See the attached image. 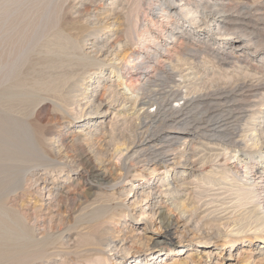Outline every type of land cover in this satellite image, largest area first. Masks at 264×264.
<instances>
[{
  "label": "bare ground",
  "instance_id": "6f19581e",
  "mask_svg": "<svg viewBox=\"0 0 264 264\" xmlns=\"http://www.w3.org/2000/svg\"><path fill=\"white\" fill-rule=\"evenodd\" d=\"M66 1L0 0V264H34L36 258L52 256L54 253L50 249L57 243L64 244L59 242L68 237L61 225L78 228L81 223L84 232L79 230L75 233L76 238L70 245L73 250H60L64 255L61 256L62 261L71 260L72 264H126V256L134 253L131 249L148 246L154 239L151 235H135L130 222H127L129 218H125V223H120L119 217H122L124 207L132 210L142 198L146 201L155 187L150 179L158 173L161 186L174 189L185 184V181L178 183L180 179L176 174L190 171L192 175V170L185 172L183 168L172 174L180 161L190 166L202 162L193 175L202 185H220L222 188L228 183L235 186L237 201L232 200L235 203L234 210L231 209L233 213L231 215V211V217L228 216L221 223L225 230L219 226L216 231L215 237L220 241L216 245L229 248L228 255L240 257L242 264L250 262V249H237V246L256 240L264 243V160L238 149L239 145L236 147L223 143L224 140L217 143L220 150L211 156L192 158V153L188 152L194 148V139L204 141L201 138L209 135L206 134L208 130L212 132L210 135L221 139L235 132L232 130L237 131V123L244 118H259L256 109L251 115L241 117L237 112L239 109L228 105L236 99L234 92L253 86L249 79L235 80L229 87L220 86L217 81L210 83L212 81L207 79L209 74L204 71L206 69L201 70L195 62V59L208 57L210 61L204 60L205 63L210 62L213 67L222 70L226 64L221 60L231 63L229 59L233 53L211 46V39H200L199 32L194 33L184 23L187 18L193 28L208 29L216 35L234 33L243 36L244 43L255 44L260 40H254L245 29L236 30L223 17L217 16L237 5V1L233 0V4L227 6L217 3L218 0H123L117 11L108 12L100 19L97 14H92L95 20H90L93 17L89 16L83 18L84 22L79 19L92 12L85 2L91 3L93 0H82L77 4H68ZM115 3V0L109 2ZM244 8L249 13L252 7ZM72 10L81 16L76 18L79 24L73 28L77 29L74 33L69 32L72 30L69 27L72 24ZM109 16L113 19L112 25L117 23L114 31L117 36L110 41L106 55L112 58L104 68V61L98 56L102 54L105 44L98 46L97 38L100 32L106 34L110 31L111 28L105 26ZM75 35L79 38H74ZM87 35H92L91 52L83 48ZM120 36L125 38L120 40ZM160 36L172 39V42L162 40ZM186 37L198 38V41L193 44ZM148 42L153 47L150 48ZM107 78L113 83L107 85ZM156 82L168 85L158 91L152 88L157 85ZM99 86L103 90L100 96L97 95ZM113 101H118L122 109H130L135 113L137 124L119 145L113 147L108 158L114 160L109 159L106 168L101 158L107 155L105 143H101V138H92L91 133L87 136V132L76 133L70 129L80 121L71 116L78 113L84 116L98 111L102 119L109 109L108 102ZM213 103L214 107L211 108H215V105L221 107H216L218 112L208 113L206 119L198 117V121H194L196 115L202 116L204 111L210 109L205 110L206 106H212ZM47 104L52 113L40 123V113ZM199 106L203 111L201 114L195 112L197 114L194 116L192 109ZM256 119L247 123L251 126L247 130L251 132L245 134V139L239 140L238 144L242 143L245 147L248 137L252 144L257 145L260 139L259 142L264 145V137L261 140L264 131L254 134V127L259 125ZM82 120L85 121L82 125L87 124L93 127L89 130H96L97 123L91 115ZM202 121L206 125L202 126ZM65 127L66 133L62 132ZM75 139L85 141L90 156L83 158V150L79 153L74 151ZM228 141L237 142L232 136H228ZM213 159H216L215 164L219 162L220 165L209 168L207 163ZM91 160L97 162L100 175L106 181L104 186H90L98 191L99 198L94 197L93 200L87 199L88 188L81 189L82 196L79 191L76 193L78 183H74L78 175L85 172L77 171L78 168ZM146 164L150 167H144ZM36 166L41 167L38 174L34 172ZM73 169H76L77 176L70 173ZM158 170L160 172H156ZM127 175L131 178L127 179ZM128 191L133 193L129 196ZM202 191H207V188ZM166 193L172 192L167 190ZM175 194L162 200L165 210L162 206L155 207L157 203H150L142 211L154 220L155 228L163 227V234L177 232V223L192 221V215L198 209L193 205L195 203L190 204L182 195ZM41 211L47 215V223L44 219L37 222ZM78 211L80 213L75 214ZM55 220L56 225H53ZM201 242L209 241L205 239ZM178 243L168 242L152 254L166 248L167 261L186 264V261L178 263L176 259V255L182 252L179 249L184 248ZM190 245L187 243L186 250L191 248ZM115 252L121 253L116 255ZM141 261L147 264L146 257L139 258L138 262ZM167 261H162V264ZM138 262L134 264H140Z\"/></svg>",
  "mask_w": 264,
  "mask_h": 264
},
{
  "label": "rangeland",
  "instance_id": "374dc122",
  "mask_svg": "<svg viewBox=\"0 0 264 264\" xmlns=\"http://www.w3.org/2000/svg\"><path fill=\"white\" fill-rule=\"evenodd\" d=\"M78 1L81 2L82 0H68L66 2L68 4H72V3L77 4ZM110 1L111 0H93L92 1L93 3L92 2L91 3L85 2L86 5L89 6L90 11H92V12L90 15L82 16V19H79V21L84 22L83 18H86L89 16H90L89 18L93 17L90 20H95L94 16H91L92 14H94V15L97 14L98 19H100V17L102 18L103 16H105L104 14H107L108 12L109 13L115 12L118 10L120 3L123 0H115L116 3L114 5L109 4ZM214 1H217V0H214ZM252 1L253 0H235L237 5H235L234 7H232L228 11L219 13L217 16L223 17V20L226 23L229 22L228 24L230 26H232L233 28H235L236 30H237V28H238V30H239V28L245 29V32L248 33L249 36H251L254 40L259 39L261 41V42L258 41L255 44L249 45V44L244 43L245 38L243 36L239 37L234 33L233 34H224V35H218L217 34L216 35V34H212V32L209 31L208 29L193 28L194 26L189 23V20L187 18L184 17L185 18L184 23L188 27H190V29L194 33L199 32V37H201L200 39H202V40L211 39V40H209V42L211 43V46L221 47V48H224L225 51H228V53L229 52L233 53L232 56L229 55V56H231V58L229 59V61H231V63H228L227 60H221L222 63L226 64L225 66L222 67V70L218 69L217 67H213L210 62L205 63L204 60L210 61L208 57H201L202 59L198 58L197 60L195 59V62H196V64H199L200 69L204 70V68H205L206 70H204V71L208 72L209 75L207 76L208 77L207 79H209V81H212L210 83H214V82L216 83V81H217L218 82L217 84L220 83L219 84L220 86L225 85L228 87L230 86V84L235 82V80L240 81L244 78L247 80L249 79V81L253 84V86L247 87V88L245 87L244 89H242V91L237 90L236 92H234L236 99H234L233 102H230L228 105L232 104L233 107L236 108V110L239 109L237 112H239V115L240 114L242 115V116L240 115L241 117H246V115L248 116L249 114L251 115L252 112H256V110L258 111L256 116L259 117L257 119L256 118H250V119L244 118L243 120H245V121H243V120L239 121L237 123V125L239 126L238 130L237 131H236V129L232 130V132L233 131H235V132H233L230 135L225 136L227 138L224 137V138L220 139L219 137H217L215 135L212 136V135H210V133H212V132L208 130V132H206V134H209L208 136H205L203 138L200 137L204 141H198L199 139H197V138L194 139V141H195L194 142V148H192V150L188 151V152L192 153V156H193L192 158H195V157L199 158L201 156L207 157L210 154L219 151L220 149L218 148L217 143L222 142L224 140L223 143L227 142V143L231 144V146H236V147H237V145H239L238 149L244 150V152H247L249 154L252 153L254 157H256V158L258 157L261 160H264V158H263L264 157V148H263L264 145L259 142L260 139L257 140V142H258L257 145L252 144V141H249L248 137L246 138V144L247 145H245V147L243 146L244 144H242V143H240L242 145L238 144L239 140L240 141L243 140L245 134H249L251 132V131L247 130V129H250V127H251L250 124L248 126L247 123L253 122L254 119H256V121L259 124V125H256L254 127V134H259L258 132L261 133V130L264 131V124H263L264 123V103H263L264 102V18H263L264 17V0H256L254 3H251ZM66 2H65V5H68ZM231 2H233V0H218L217 3L223 4V5L227 4V6H231L233 4ZM243 5L244 6H250V8L252 7L249 10V13L247 12V9H245ZM172 7L176 8L177 6L173 5ZM111 8H113L112 11H110ZM70 16L72 18V21H71L72 24H70L69 27H72V30L70 29L69 32L74 33L75 30H77V29H73V28H76L79 24L76 22V18L77 17L81 18V16H78V14L76 12H74L73 10L71 11ZM112 20H113L112 17H110L109 19H107L105 21L106 22L105 26H107L108 28H111L110 31H108L106 34L100 32V35L97 38L98 46H100L101 44H105V46H103L102 50H101L102 54L98 56V59L104 61V64L102 63L104 68L107 67L106 65L109 62H111L110 59L112 58L111 55H106L108 50H109V44L117 36V34L114 33L115 27L117 26L116 25L117 23L115 22V25H112L111 24ZM167 27H170V25L167 24ZM75 36H74V38H79L78 36H76V37ZM124 38H123V36L122 37L120 36V40L124 39ZM84 39L86 40V41L84 40V43H85L84 47H83L84 50L91 52L93 50V47L90 46L91 45L90 40H92V35H87L84 37ZM160 39H162V40L165 39L167 41L171 40L170 42H172V39H167V37H164V36H160ZM187 39L190 40V42H192L193 44L197 43V41H198V38L197 39H189L186 37V40ZM237 44H241V45L235 46ZM148 46L150 48L153 47V45L149 42H148ZM134 47L135 46H132V48H134ZM185 53H186V51H185ZM187 53H190L189 55H193L192 52L188 51ZM141 71H142V69L139 70V72H141ZM213 71L215 72L214 74H212ZM104 73H105V71H104ZM213 75H214V77H213ZM223 75H225L227 78ZM245 75H247V76H245ZM106 76H107V74L105 75V77ZM231 77L233 78L234 81L232 80ZM218 80H220V81H218ZM258 81H259V83H258ZM260 82L263 84H261ZM110 83H113V82L111 80H109V78H107L106 84L108 85ZM208 83L209 82L207 81V84ZM255 83H256V85H255ZM155 84H157V85L152 86V88H154V89L157 88L158 91H162V87L168 85L167 83H164L162 85L160 82H156ZM258 84H261V86H258ZM228 87L227 88L224 87V89H228ZM102 91H103L102 88L99 86V88L97 89V95L100 96ZM157 95L158 94L153 95V96L156 97ZM108 105H109V109L103 115L102 119L99 117V115L101 113L98 111L97 112L94 111L95 113H93V114L84 113V114H86L84 116H81L79 113L77 115H72L71 117H73V118L76 117V120H80V121H78L76 123V125H73L72 128H70V129H73L74 132H76V133L77 132H80V133H86L87 132V136H88V134L91 133L92 138H95V139L101 138L102 139L101 143L102 144L105 143L104 147L106 146L105 149L107 148L106 149L107 155H105L104 157H101L103 159L102 164L106 165V168H107L108 160L110 159V158H108V155H109V153L111 154V152L113 151V149H114L113 147L119 145L121 143V141L126 136H128L130 134L131 129H134V127L136 126L135 124H137V121L135 120V116H134L135 113H133L130 109H127V110L122 109L121 106L119 105L118 101L108 102ZM153 107H154V105L151 106L149 109H152ZM211 107H214V103L212 106H208V107L206 106L205 110L208 108H210V109L204 111L203 113H202L203 109L200 106L194 107V109H196V110L192 109V111L194 112V116L197 114L195 112H198V114L202 113V116L196 115L195 117L197 119H195L194 121H196V120L198 121V117L202 118V120H203V118L206 119L208 113L210 114L211 112H218L217 109L221 108V107H218L216 105H215V108H211ZM216 107H218V108H216ZM223 109H226V108H223ZM254 109H256V110H254ZM246 110H249V111H246ZM51 113L49 111V105L47 104L44 107V109L42 110V112L40 113V123L41 122L43 123V120H45V117ZM204 113H206V114H204ZM56 115H58V114H56ZM87 115H91L92 120H95V122L97 123L96 130H89V129H92L93 127L91 128V126H89L87 124L82 125L85 122L82 119ZM246 121H248V122H246ZM202 123H203L202 126L206 125V123L204 121H202ZM245 131H246V133H245ZM62 132L66 133L67 127L63 128ZM228 136L229 137L232 136V138H234V140H237V142L235 141V143L234 142L230 143V141H228ZM261 137H262L261 138V140H262L264 137L263 132L261 133ZM68 139H71V138L68 137ZM84 142L82 141V139H75L73 141V143H74L73 147H74V149H76L74 151H76L78 153L83 150L81 156L83 158H85V157L87 158L88 156H90V153H89L88 149L85 148L86 145ZM206 142H208V143H206ZM110 146H112V148ZM110 160H114V158H111ZM212 161L207 163V166L210 165L209 168H216V166L220 165L219 162H216V164H215L216 159H213ZM89 162H84L85 164L82 163L83 166L81 165L82 167L80 166L78 168L79 170H77V171L85 170V172H82V174L80 176L78 175V179L75 180L74 183H78L76 186V188H77L75 191L76 193L80 192V195L82 196L83 191H81V189L82 188H88L89 190L86 191V193H88L87 199L93 200L94 197L99 198L97 196L98 191H96L93 187L98 186V185L104 186L106 181L100 175L98 165H96L97 162L96 161L94 162V160H91ZM201 163L196 162L194 164V166H195L194 167L193 165L190 166L189 164H187L183 161H180L179 163H177L175 165V169L172 171V174L174 173V171L181 170L183 168L185 169V172L188 170H192V172H193L192 175H190V171H189V173H185V174H182V173L176 174L177 177H179L178 179H180L178 181V183L185 181V184L184 183L181 184V186L180 187L178 186V188L176 187L173 189V188H167V186H164V185L161 186V182L159 180L160 179V175H159L160 173H158L157 175H154L150 179V182L152 183V185H155V187L153 189V194L150 196L151 198L150 197L147 198L146 201H145V199L142 198V200L138 204H136L134 207H132V210H131V208L129 209V208L124 207V210L122 212V217H119L120 223H122V224L125 223V221H126L125 218H129V220L127 222H130L129 225L132 226V228L134 229L133 233L135 235H139L140 233L145 235V236L151 235L152 239H154V241L152 243H149L148 246H142L138 250L134 249V248L131 249V251L133 250L134 253L132 256H130L131 254L126 256V259H127L126 264H129V263L134 264L135 262L137 263L139 258H143V257L147 258V264H162V261H167V259L169 258V257H166V254H167L166 248L160 250L159 252H157L155 254H152V252L155 251L156 249H158L160 246H162L168 242H171V241H179V243L177 245L180 247H184V248H180L179 252H181V250H182V252L180 254L176 255V259H178V263L180 261H183V260L186 261V264H242L243 263L239 259L240 257L238 258L235 255H228L227 249H229V248H227L226 246L216 245V243L220 242V241L218 240L219 238L215 237L216 231L218 230L219 226H220L221 230H225V228H224L225 226L222 227L221 223L225 219L231 217V215L233 213V211L231 209L234 210V207H233L235 204L234 202L237 201V197H236L237 195H236V193H234L235 186L233 187V186H231V184H228V183L225 184V186H222V188H220L221 187L220 185H216L213 187H207V185H205V184L202 185V183L200 182V180L198 178L193 177V175L196 173L195 172L196 169L198 168L197 166H199V164H201ZM148 166L150 167L149 164L144 165V167H148ZM204 167H206V166L204 165ZM73 170L74 171H72L70 173L77 176V172H75L76 169H73ZM159 170L156 172H160ZM39 171H41V167L36 166L34 172L36 174H38ZM81 177H84V178H81ZM126 178L129 179V178H131V176L127 175ZM182 178H184V179H182ZM239 180L242 181V178H239ZM239 180H237V181H239ZM232 185H236V183H233ZM90 186H93V187L90 188ZM228 187L230 188V190H228ZM206 188H207V191H202V190H205ZM208 188H210V189H208ZM214 188H216V190ZM107 189H110V188L108 187ZM232 189H233V192H232ZM167 190H168V192H172V193H166ZM173 191L174 192L176 191L175 193L178 196L182 195L183 198H186V202H189L190 204L195 203L193 205H196V207L198 209L193 213L194 216L192 215V218H191L192 221H188V222L179 221L177 223L178 226H175V227H177V232H175V233L170 232L169 234H163V227L159 226V227L155 228L156 225H155L154 220L148 218L146 213H144V212L142 213V211L146 210L148 208V206L150 205V203H157L155 205V207H161L162 206L163 207L162 209L165 210L164 203H162L164 201H162V200H166L169 196H174L175 193ZM224 191L226 194L225 198H224V195H225ZM18 192H20L19 189H18ZM90 192H92V194H90ZM128 192L129 193H127V195H129V194L131 195L133 193L132 191L131 192L128 191ZM217 192H221V193H217ZM227 192H228V194H227ZM230 192H231V194H230ZM69 194H70V196H72V192H70ZM165 194H167V195H165ZM227 195H229V196H227ZM190 199H192V200L190 201ZM157 200H159L160 202ZM217 201H219V202H217ZM229 201L230 202L232 201V202L230 203ZM125 202H126V199H125ZM9 203H7V205H9ZM166 203H168V201H166ZM232 203H233V205H232ZM245 206H247V208H248V205H245ZM82 207H83V205H81V208ZM222 207L223 208L225 207V208L223 209ZM222 210H225V211H222ZM241 210H243V208L240 209L239 211H241ZM230 212H231V215H230ZM79 213L80 212L78 211L75 214H79ZM224 213L225 214L227 213V214L224 216ZM38 215H39V217L37 219V222L38 221L42 222L44 219V222L47 223V220H48L46 217L47 215H45V213H43V211L39 212ZM136 215H137V217H136ZM175 217L176 216H174V218ZM216 217H218V218H216ZM56 222H57V220H55L53 225H56ZM210 223H212V224L210 225ZM216 223H220V224H216ZM57 224L59 225V223H57ZM81 224H80V226H78V228L72 227L73 229L67 228L68 225H61V227L63 228L64 234L68 235V237H64V239H62L59 242V243L64 242V244H58L57 243L53 248L50 249V251H52L54 253L52 256L50 255L51 257L49 256L48 258L47 257L36 258L38 261L36 259H34L33 260L34 264H44V263L45 264H53V263L59 264V262H60V264H68V263L72 264V263H70V262H72L71 260L62 261V259H63L62 257H64V255L61 254V251L66 250V249H71V248H72L71 250H73V247H71L70 245H72L73 238L74 239L76 238L75 233H77L79 230H82L84 225L83 224L81 225ZM196 225H197V227H196ZM170 229L172 231L173 227ZM234 229H235V227H234ZM82 232H84V230H82ZM197 234H198V236H197ZM201 235H203V236H201ZM205 239L208 240L209 242L208 243L201 242ZM67 241L69 244L67 243ZM187 243L191 244L190 245L191 248L188 250H186V248L188 247ZM244 244H245L244 246H242V244H238L237 249H240L241 247H243L244 249H248V250L250 249V254H251L250 259L251 260H249L250 262H248L246 264H264V243L259 242V240H256L253 243L245 242ZM59 245H61V246H59ZM153 245H155V246L151 247ZM203 245H206V246L203 247ZM73 246H75V245H73ZM85 247L86 246H82L81 248H85ZM107 253L109 254L110 252L107 251ZM120 253L121 252H118V253L115 252L116 255H118ZM157 255H160V256L157 257ZM79 260H81V259H79ZM138 263L142 264V261L138 262ZM166 264H174V263H172L170 260H168Z\"/></svg>",
  "mask_w": 264,
  "mask_h": 264
}]
</instances>
